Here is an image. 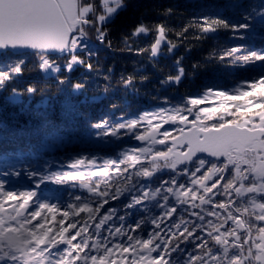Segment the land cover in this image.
Instances as JSON below:
<instances>
[{
  "label": "snow or ice",
  "instance_id": "6c2138e0",
  "mask_svg": "<svg viewBox=\"0 0 264 264\" xmlns=\"http://www.w3.org/2000/svg\"><path fill=\"white\" fill-rule=\"evenodd\" d=\"M123 3L78 0L66 20L43 14L57 7L51 0H0V52L24 53L0 62V159L23 152L46 160L39 171L22 157L0 165V264H264V25L254 36L258 47L214 46L218 33L247 39L264 18V0H238L244 23L202 15L172 26L183 13L156 9L163 19L142 14L114 50L106 20ZM209 42L186 72L185 54ZM96 44L136 60L116 73ZM170 57L175 71L158 63ZM236 61L259 71L231 91L180 88L212 63ZM146 66L160 79L142 90L152 79ZM116 87L153 106L118 113L115 123L91 118L89 107ZM177 90L181 100L173 101ZM118 107L114 101L108 111ZM85 136L135 143L114 158L64 154ZM21 177L29 187H9ZM46 183L78 186L80 194L63 207L44 202L37 193ZM134 212L142 214L129 220Z\"/></svg>",
  "mask_w": 264,
  "mask_h": 264
},
{
  "label": "trees",
  "instance_id": "16d2710c",
  "mask_svg": "<svg viewBox=\"0 0 264 264\" xmlns=\"http://www.w3.org/2000/svg\"><path fill=\"white\" fill-rule=\"evenodd\" d=\"M124 7L118 11L114 18L106 23V27L109 29V36L113 39V49H119L121 47L119 40L122 34H127L130 28H132L141 18L148 21H159L163 17L155 15L156 9H163L165 7L175 8L178 12L183 13L182 17L170 18L169 22L172 26H179L182 24L183 20L199 17L202 15H212V16H221L224 19H227L230 23H244L245 21L240 19L242 9L238 5V0H124ZM147 10V14L146 13ZM246 10V9H245ZM256 20V19H255ZM252 23V27L260 29L261 25H264V18L260 23L256 21ZM219 37V44L214 45L215 47H228L234 46L237 44L247 45L249 47H258L260 42L254 39L253 34L249 32L246 33L247 39L242 41H233L227 39L226 33L216 34ZM216 37H210L213 39ZM211 42L205 45V47L200 49H195L187 54L183 61L184 67L187 71H191L190 64L193 61L201 59L203 54L207 53L208 47H212ZM96 50L98 51L99 56L103 59L105 67L115 61V72L118 73L121 70L122 62L128 63L131 67V61L136 60V57L132 55L120 54L116 51H109L107 48H104L102 45L97 44ZM183 49L177 50V54L182 52ZM24 54V53H23ZM23 54H12L7 52L0 55V62L8 61L13 58H18ZM172 58H161L158 61L165 70L171 69L175 71L171 63ZM143 64V61H140ZM125 71H130L131 68H125ZM259 69L254 68L251 65H241L240 61H236L235 65L227 66L226 64H216L212 63L204 70L200 71L194 82L187 79L180 85V88L185 87L191 90L192 94H196L201 89L206 88H216L220 90H229L231 91L234 87L248 78H250L254 73L258 72ZM145 72L150 74L152 79H150L146 84L140 85V88L146 89L151 87L153 84H157L160 79V73H157L151 66L145 67ZM84 76H90V73H82ZM34 73H28L23 79L25 81L32 79ZM115 81V77H113ZM93 83H102V81H93ZM164 94H168L169 90H162ZM170 99L173 101L181 100V95L179 90L170 96ZM118 102L120 107L116 108L113 111H108V104L112 102ZM35 103V101H33ZM151 102L143 97L138 95L135 92L123 90L119 87H116L112 91L108 92L105 96L99 98V100L92 104L89 107L91 118L99 119L103 116H108L111 122H117L115 117L118 113L126 112L129 117L135 116L139 111L152 107ZM12 112H16L17 109H10ZM23 121V115L18 117ZM101 139V138H100ZM130 137H106L104 140L97 141V139H91L88 136H85L79 147L76 149L66 150L65 155L68 151H79L89 156L96 155L98 157L104 158H114L119 155L126 147L132 146L135 142L130 140ZM21 150L28 149L30 146L24 143L19 145ZM34 150V149H33ZM60 153H45L46 157H49L53 160L57 159ZM20 157L23 158V161L33 164L36 170H41L42 165L46 162L45 159L40 158L39 156H30L29 154L23 152H17L15 156H6L0 159V165H8ZM169 174L167 171L156 174L151 181L152 184L158 183L161 177H166ZM30 185L25 180L24 177H21L18 180L12 181L9 187L13 189L23 190ZM38 197L41 201L56 203L59 206L63 207L66 202L70 199L72 194H80V190L77 187H73L71 184L65 185H53L51 183H46L41 186L38 190ZM150 207L155 210L154 203ZM142 213L134 212L133 216L128 217L129 220L134 219L136 216L141 215Z\"/></svg>",
  "mask_w": 264,
  "mask_h": 264
},
{
  "label": "water",
  "instance_id": "95a60500",
  "mask_svg": "<svg viewBox=\"0 0 264 264\" xmlns=\"http://www.w3.org/2000/svg\"><path fill=\"white\" fill-rule=\"evenodd\" d=\"M51 2L57 7L44 9L43 14L48 15L55 13L58 16L64 17L66 20H70L75 14L76 0H51ZM250 33L255 34V30H250ZM11 52V51H9ZM3 52H0V54ZM13 54H23L17 52H11Z\"/></svg>",
  "mask_w": 264,
  "mask_h": 264
},
{
  "label": "rangeland",
  "instance_id": "374dc122",
  "mask_svg": "<svg viewBox=\"0 0 264 264\" xmlns=\"http://www.w3.org/2000/svg\"><path fill=\"white\" fill-rule=\"evenodd\" d=\"M123 7H124V4H122L121 7L117 8V10H116L111 16L107 17L106 23L109 22V21H111V20L114 18V16L118 13V11L121 10ZM236 87H237V86H236ZM236 87H234V88H236ZM234 88H233V89H234ZM233 89H232V90H233ZM101 139H103V138H101ZM101 139H97L96 142L101 141ZM105 139H106V137L104 138V140H105ZM130 140H131V139H130Z\"/></svg>",
  "mask_w": 264,
  "mask_h": 264
}]
</instances>
